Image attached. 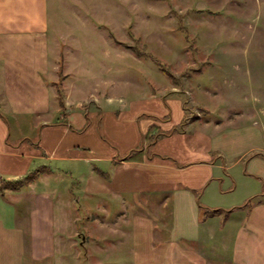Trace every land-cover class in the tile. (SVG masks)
<instances>
[{
    "label": "crops",
    "instance_id": "1",
    "mask_svg": "<svg viewBox=\"0 0 264 264\" xmlns=\"http://www.w3.org/2000/svg\"><path fill=\"white\" fill-rule=\"evenodd\" d=\"M49 5L0 0V264H264V125L164 92L62 109Z\"/></svg>",
    "mask_w": 264,
    "mask_h": 264
},
{
    "label": "rangeland",
    "instance_id": "2",
    "mask_svg": "<svg viewBox=\"0 0 264 264\" xmlns=\"http://www.w3.org/2000/svg\"><path fill=\"white\" fill-rule=\"evenodd\" d=\"M49 6L47 75L62 83L65 104L67 92L68 102L82 106L105 97L119 106L164 92L187 101L198 121L264 125V0H50Z\"/></svg>",
    "mask_w": 264,
    "mask_h": 264
},
{
    "label": "trees",
    "instance_id": "3",
    "mask_svg": "<svg viewBox=\"0 0 264 264\" xmlns=\"http://www.w3.org/2000/svg\"><path fill=\"white\" fill-rule=\"evenodd\" d=\"M178 17H179V28H180V30L182 32H184V34L186 35V37H188L189 32H188L187 27L182 22L183 19H182L181 15H179ZM134 50H136V52L139 55H141V56L150 57L152 60H154L157 64H159L162 67V70L165 72V74H167L170 77H173V74L169 71V69L164 64H162L161 61H159L157 58H155L154 56H151L149 54L144 53L142 50L140 51L138 48L137 49L134 48ZM56 87H57V90H58V100H59V104H60L61 108L63 109V108H65V102H64V94H63L62 83L60 81L59 82H56ZM186 108H187V106H186ZM187 110H188V114L186 115V121L185 122H189L191 119H194L195 118V114H196V112L194 111V109L192 107H188ZM181 129H182V127L179 126L175 130H181ZM155 138H156L155 136L150 137L149 138V142L151 143L152 141H154ZM138 151H139L138 149L133 150L130 153H128L124 158H131ZM45 168L46 167H42V168H38V169H35V170L29 172L27 175H25L24 177H22L21 180L17 181L16 183H12L11 186L18 187V186H21L23 184H27V183H29V182L37 179L39 177V175L46 170ZM206 212H208V211H206Z\"/></svg>",
    "mask_w": 264,
    "mask_h": 264
}]
</instances>
